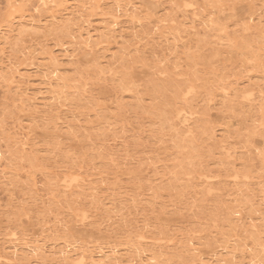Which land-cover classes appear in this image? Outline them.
Here are the masks:
<instances>
[{
    "label": "rangeland",
    "instance_id": "rangeland-1",
    "mask_svg": "<svg viewBox=\"0 0 264 264\" xmlns=\"http://www.w3.org/2000/svg\"><path fill=\"white\" fill-rule=\"evenodd\" d=\"M0 264H264V0H0Z\"/></svg>",
    "mask_w": 264,
    "mask_h": 264
}]
</instances>
